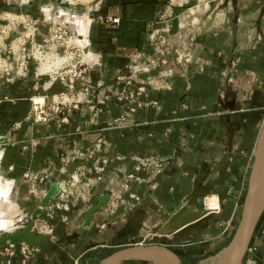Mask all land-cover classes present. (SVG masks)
Returning <instances> with one entry per match:
<instances>
[{
	"label": "crops",
	"instance_id": "obj_1",
	"mask_svg": "<svg viewBox=\"0 0 264 264\" xmlns=\"http://www.w3.org/2000/svg\"><path fill=\"white\" fill-rule=\"evenodd\" d=\"M47 1L37 0L39 6L25 13L40 22L39 33L54 23H68L89 62L69 91L49 73L58 67L48 57L52 54L38 50L46 60L41 67L28 61L21 66L22 55L0 58V70L4 64L10 70L9 76L0 71V210L4 200H11L18 209L15 216L32 217L55 181L61 184L77 171L92 177L96 165L103 164V171L69 211L55 210L47 217L40 210L52 232L42 233L45 239L26 264H90L132 243L177 246L185 262L215 255L240 218L264 120V0H96L75 8H52ZM6 15L10 20L20 17ZM190 36L192 59L178 64L175 50L185 47ZM160 38L166 40L165 62L148 64ZM135 65L140 71L134 86L143 83L146 91L139 97L141 106L130 111L116 93L118 77ZM61 92L67 93V102L62 112L54 113L51 105ZM144 156L162 160V166L142 174L143 181L128 183L139 203L117 202L111 211L118 196L132 201L123 185ZM221 170V180L198 203L204 217L199 224L183 232L185 238L163 234L167 213L206 181L217 179ZM26 171L50 176L34 192L23 177ZM106 193L108 202L85 225ZM9 223L0 220V226ZM250 248L241 264H264V211ZM1 252L2 246L0 259Z\"/></svg>",
	"mask_w": 264,
	"mask_h": 264
},
{
	"label": "built area",
	"instance_id": "obj_2",
	"mask_svg": "<svg viewBox=\"0 0 264 264\" xmlns=\"http://www.w3.org/2000/svg\"><path fill=\"white\" fill-rule=\"evenodd\" d=\"M113 22H117L118 18H109ZM35 24V22H33ZM38 27L32 25V34L34 35L35 30ZM52 32V36L48 39H44V41H52L59 42L58 45L64 47H68V45L76 46L80 52L81 49L73 43L74 34L72 29L69 26H66L63 23H54L50 28V33ZM32 35V36H33ZM26 41V39H25ZM34 40H31L33 43ZM165 42L166 40L160 38L156 40L154 45V55L148 61V64H155L157 62H165L163 58L165 53ZM192 42L193 37L190 36L186 42V46L182 47L181 49L175 50V57L174 60L178 64H187L192 59ZM49 44V43H48ZM39 49L43 48L40 47L41 45H37V43L33 44V47ZM65 52V50H64ZM40 53H43V50H40ZM46 53V52H44ZM58 54V52H57ZM80 55V54H79ZM24 57V56H22ZM35 61H38V65H40V59L32 56ZM21 66L26 67V60L24 59L21 62ZM87 66L86 61L83 60L82 52H81V59L75 60L74 57H68L67 61H64L62 65L56 68L54 71L49 72L52 75L53 79H59L64 81L67 84V88L69 91H74L75 84L77 78L81 77L85 72V67ZM130 72L127 76L118 77L119 83H121L119 90L116 93L117 100H126L129 104V110L134 111L137 107L141 106V101L139 97L145 93L146 87L142 83L140 85L134 86V81L137 76V73L140 71V67L137 65L133 67H129ZM6 75L9 76L10 70L7 65L4 64L3 68L1 69ZM151 84V81H148ZM75 93V92H74ZM67 93L61 92L59 97L56 101L53 102L51 105V110L54 113H60L63 111L64 106L67 102ZM151 104H156L155 101H151ZM76 102H74V105ZM162 166V160L154 157V156H144L137 160L136 165L134 166V171L127 175V183L123 185V189L125 191H129V182H141L144 180V176L142 174H148L153 172L155 169L160 168ZM103 171V164L96 165L93 167L92 172L94 175L92 177L86 178L85 173L82 171H77L75 175L69 180L63 181L61 184L59 183V192L53 199L49 201L47 206L41 208V211L45 212L47 217H51L55 210H62L67 212L70 210L71 205L73 202L79 198H84V194L88 193L92 187L97 184V182L101 179V173ZM50 176V172H41V173H34L30 171H26L23 173V177L31 182V188L34 192L37 191L36 184H41L48 180ZM43 192V190H42ZM128 199L132 201L126 200L123 196H118L115 203L112 204L110 210L114 211V207L117 205V202L123 204H130L135 205L140 202V196L135 192H128ZM31 215L24 213L21 215L15 216V222L13 224L12 229L10 230H3L4 232L7 231H14L21 229L24 225L30 220ZM63 219H66L65 216ZM105 224L102 223L100 227H104ZM34 229L38 232L50 234L52 232V226L48 223L47 219L38 213L35 217L34 221ZM2 246L1 252V259L0 264H26L29 258L31 257L33 251L35 250L34 247H30L29 245L21 242H6ZM248 249H251L250 246ZM17 255H19L18 258Z\"/></svg>",
	"mask_w": 264,
	"mask_h": 264
},
{
	"label": "water",
	"instance_id": "obj_3",
	"mask_svg": "<svg viewBox=\"0 0 264 264\" xmlns=\"http://www.w3.org/2000/svg\"><path fill=\"white\" fill-rule=\"evenodd\" d=\"M224 175V171H218L217 179L208 180L202 187L185 197L182 204L165 217L166 227L163 234H171L172 238H185L181 234L189 229H194L204 218L202 211L198 209V203L211 186L219 182ZM59 192V182L55 181L50 185L41 198V205L36 213L21 229L14 231H0V246L6 242H21L30 247H39L45 235L34 229L36 215L41 208L47 206L52 197ZM109 200V193L101 195L88 213L85 225L90 223V214L103 207ZM190 210H194L192 215L184 221H175ZM264 211V120L260 127L255 147L253 149V159L247 178V185L241 205L240 218L233 228L228 243L215 255L204 261L185 262L177 253V246L161 244H138L117 248L90 264H126L131 261H144L158 264H241L252 238L258 226L261 214Z\"/></svg>",
	"mask_w": 264,
	"mask_h": 264
},
{
	"label": "rangeland",
	"instance_id": "obj_4",
	"mask_svg": "<svg viewBox=\"0 0 264 264\" xmlns=\"http://www.w3.org/2000/svg\"><path fill=\"white\" fill-rule=\"evenodd\" d=\"M96 0H89L86 2H82L80 0H49L47 3L52 6V8H75L77 7H86L87 5L90 6L93 2ZM46 2V1H44ZM85 3V4H83ZM0 6L2 7L1 13H0V58H5L6 56H10L11 58L13 56H24V59L28 61L33 66H39L41 67L45 63V59L41 58L40 55H38V50H43V55H57L55 56L53 60L56 61V65L59 67L62 65L64 61L68 60V57H74L75 60L81 59V52L80 50L74 46V45H68L64 49L61 45H58L59 42H46L44 39H48L50 36H52V32L50 33V29L46 27L43 29L40 33L36 29L34 32V35L32 34V25L35 27H38L40 25V22H35L34 18H32L31 15H27L31 10L36 9L39 4L37 0H23L19 2V0H0ZM7 13H14L19 15L20 17L17 18V20H10L7 17ZM63 19V18H62ZM35 22V24H33ZM68 26L69 24L61 22ZM50 25V24H49ZM8 33L4 34V29L6 30L7 27H9ZM70 27V26H69ZM27 32H30L29 34H26ZM42 35V37L38 36ZM33 35V36H32ZM26 39V41H25ZM31 40H34L33 43H31ZM37 43V45H41L40 47L43 48H35L33 47V44ZM49 43V44H48ZM65 50V52H64ZM46 52V53H44ZM58 52V54H57ZM80 54V55H79ZM32 56H35L36 58L40 59V65H38V61H35ZM84 56V55H83ZM61 57H66V59L61 60ZM85 58V57H84ZM86 59V58H85ZM59 60V61H58ZM56 67V68H58ZM55 70V68H54ZM53 70V71H54ZM1 71V70H0ZM52 72V71H49ZM17 210V211H16ZM15 212H18V209H16ZM14 220V219H13ZM13 226H11L9 229H12ZM4 231L2 230V233Z\"/></svg>",
	"mask_w": 264,
	"mask_h": 264
},
{
	"label": "bare ground",
	"instance_id": "obj_5",
	"mask_svg": "<svg viewBox=\"0 0 264 264\" xmlns=\"http://www.w3.org/2000/svg\"><path fill=\"white\" fill-rule=\"evenodd\" d=\"M80 1H82V2H86V1H88L89 2V0H80ZM71 27V26H70ZM72 28V27H71ZM73 31V30H72ZM74 33V32H73ZM75 35V34H74ZM75 39H76V36H75ZM73 43H74V39H73ZM80 43H82V42H80ZM80 43H74L75 45H78L79 47H81L85 52L87 51L86 50V48L82 45V44H80ZM80 48V49H81ZM82 49H81V52H82V57H83V60L84 61H87V62H89L88 61V59H85V58H88L89 56V54H87V55H85V58H84V53H83V51H82ZM49 58H52L51 60H53L54 58H56L55 56H48ZM62 59L61 60H63V59H66V57L64 58V57H61ZM48 61H49V59H48ZM47 61V62H48ZM59 61V60H58ZM49 62H51V61H49ZM53 62L54 63H56V61H54L53 60ZM4 202H5V205L1 208V210H0V220H3L4 218H6V219H8L9 220V225H1L0 227V231H2V230H7V229H9L11 226H13V224H14V222H15V210L13 209L14 208V206H13V203L11 202V200H8V201H5L4 200ZM214 204H211V206H213ZM9 207H10V209H9ZM9 209V210H8ZM8 211V212H7ZM14 219V220H13Z\"/></svg>",
	"mask_w": 264,
	"mask_h": 264
},
{
	"label": "flooded vegetation",
	"instance_id": "obj_6",
	"mask_svg": "<svg viewBox=\"0 0 264 264\" xmlns=\"http://www.w3.org/2000/svg\"><path fill=\"white\" fill-rule=\"evenodd\" d=\"M19 2H21V1H19Z\"/></svg>",
	"mask_w": 264,
	"mask_h": 264
}]
</instances>
